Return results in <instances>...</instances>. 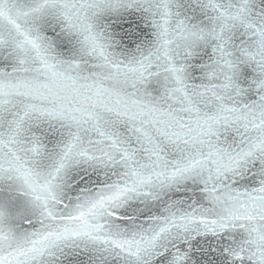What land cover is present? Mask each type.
Returning <instances> with one entry per match:
<instances>
[{
	"label": "snow or ice",
	"instance_id": "obj_1",
	"mask_svg": "<svg viewBox=\"0 0 264 264\" xmlns=\"http://www.w3.org/2000/svg\"><path fill=\"white\" fill-rule=\"evenodd\" d=\"M0 65V264H264V0H0Z\"/></svg>",
	"mask_w": 264,
	"mask_h": 264
},
{
	"label": "water",
	"instance_id": "obj_2",
	"mask_svg": "<svg viewBox=\"0 0 264 264\" xmlns=\"http://www.w3.org/2000/svg\"><path fill=\"white\" fill-rule=\"evenodd\" d=\"M114 28L117 32H120L121 34H124L128 31L134 32L136 34H143L144 32H147L148 29H144L142 25L140 24L139 18L136 16H127L121 20H119L115 25ZM135 35L133 36V39H135ZM125 42H128L127 40ZM129 46H132L129 42ZM0 67H3V65H0ZM184 194L178 193L174 198H182ZM24 227L31 228L33 226L30 225H24ZM34 227H39L38 224L34 225ZM81 259H83L81 257Z\"/></svg>",
	"mask_w": 264,
	"mask_h": 264
}]
</instances>
